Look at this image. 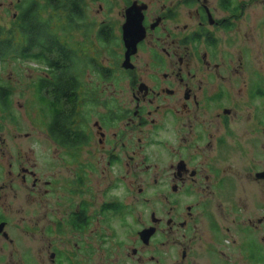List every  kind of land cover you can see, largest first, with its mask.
Here are the masks:
<instances>
[{"label": "flooded vegetation", "instance_id": "af4514ba", "mask_svg": "<svg viewBox=\"0 0 264 264\" xmlns=\"http://www.w3.org/2000/svg\"><path fill=\"white\" fill-rule=\"evenodd\" d=\"M262 1L0 0L2 33L57 25L27 59L49 170L0 156V264H264V78L233 49Z\"/></svg>", "mask_w": 264, "mask_h": 264}, {"label": "rangeland", "instance_id": "374dc122", "mask_svg": "<svg viewBox=\"0 0 264 264\" xmlns=\"http://www.w3.org/2000/svg\"><path fill=\"white\" fill-rule=\"evenodd\" d=\"M250 11V17L243 19L241 24L242 30L246 27L247 33L242 31L237 35L233 49L243 51L246 67L255 78H264V1L255 3ZM41 70L37 64L28 61L0 64V81L12 91L10 108L4 112L0 108V156L4 154L3 164L8 169L9 156L17 159L20 154H25L27 165H34L39 175L49 170L42 159L47 150L41 141L45 138L42 131L46 115L35 88ZM2 141L6 144L3 145ZM52 154L49 151V155ZM52 164L57 167L56 162ZM24 194L19 192L20 196ZM127 197L130 200L133 193H128Z\"/></svg>", "mask_w": 264, "mask_h": 264}, {"label": "trees", "instance_id": "16d2710c", "mask_svg": "<svg viewBox=\"0 0 264 264\" xmlns=\"http://www.w3.org/2000/svg\"><path fill=\"white\" fill-rule=\"evenodd\" d=\"M53 21V22H52ZM29 24L22 23L19 26L18 31L10 32V33H2L0 31V64H5L8 61H27L29 58H35L37 63H44V59H46V54L54 55L56 53L55 50L44 49L40 40L38 39L39 33L37 30L38 27L40 29L45 28H55L57 25L55 23V19H50L48 21L43 20H33L31 22L32 26V37L29 36L30 29L28 28ZM34 27V28H33ZM48 66L52 70L53 78H58L56 76V67H55V59L52 61L49 59ZM60 78V77H59ZM41 92L40 88L39 91ZM12 96V91L10 87L5 86L0 81V108L1 110L7 111L10 108V98ZM39 98L44 99V97L39 96ZM52 112L54 115V123L58 122L57 111H56V103L52 105ZM58 124V123H57Z\"/></svg>", "mask_w": 264, "mask_h": 264}]
</instances>
